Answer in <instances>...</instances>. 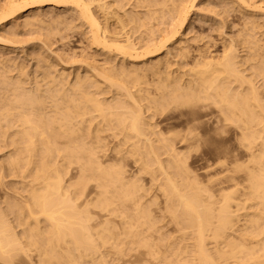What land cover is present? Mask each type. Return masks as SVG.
<instances>
[{
	"label": "bare ground",
	"instance_id": "6f19581e",
	"mask_svg": "<svg viewBox=\"0 0 264 264\" xmlns=\"http://www.w3.org/2000/svg\"><path fill=\"white\" fill-rule=\"evenodd\" d=\"M126 1L0 0V144L11 148L10 157L3 160L5 166L0 167V192L6 189L2 196L0 193V264H23L18 263L20 261L16 263V260H21L20 255L31 259V252L38 253L37 256L35 253L40 258L38 264H109L104 255L107 252H101V246L112 244L117 248L122 241L145 250L143 254L148 258L140 260V264H264V26L260 24L262 21L258 22L260 12L264 15V7L260 6L259 11L257 4L251 5L248 0H217L218 6L216 4L214 10H220L219 13L226 16L224 19L229 20L231 17L228 14L238 12L243 22L238 17L242 29L240 27L236 37L233 33L230 39L220 35L223 38L221 50L218 47V51H215V43H210L212 41L202 46L196 45L207 39L208 33L190 38L185 30L191 23L196 2L191 7L183 3L175 6L172 2L174 8L169 5L173 8L169 11L166 10L169 6L159 3L166 7V11L171 13L176 9L178 14V21L173 19L175 23L169 30L166 23L167 28L161 27L159 30L157 27L167 17L164 13L168 12H164L157 5L158 2L154 5L159 6L165 17H156L161 10L157 7L156 11L148 9L150 2L147 7L141 5L148 9L146 15L150 16L144 17L140 11L136 13V9L131 10L135 2L133 5L130 3L129 9L122 8L124 4H121ZM130 1L133 3L134 0ZM193 1L197 0L190 1L191 4ZM140 2L136 0L135 7L140 8ZM204 2L207 5L212 1ZM47 6L50 9H68L73 21L75 15L86 24L85 27L88 26L87 41L90 45L87 48L91 47L95 54H84L86 47L80 49L84 51L80 58V64L85 65L82 66L83 70L81 67L77 69L78 66L76 70L71 68L72 71L67 68L70 58L68 63L63 58L69 56L68 53L64 57L60 55L62 51L57 53L59 56L55 52L58 61L50 57L52 46L51 54L46 53L53 34L48 38L47 34L45 37L42 34L44 45L33 52L37 60L34 70L29 67L34 62L27 65L24 56V62L17 60L20 54L28 52L26 49L23 48L26 52L21 51L23 53H18L17 58L12 55H6V58L2 54L12 46L16 47L18 36H22L23 32L28 35L36 31L37 34L42 27L50 31L54 25H64L67 32L75 28V25L70 27L71 17H67L68 20L60 14L57 18L51 17L55 19L47 18L48 21L46 17L50 11H46L47 16L44 11ZM117 8L130 12L121 9L124 15L119 16ZM202 8L195 17L196 24L201 22V15L211 13ZM52 13L56 15V12ZM232 15L234 17V13ZM112 19L117 20L116 25L119 24L120 29L116 28L115 23V28L110 24ZM222 22V25L217 22L219 27L215 31L219 34L228 24L227 20ZM157 23L160 24L157 26ZM235 25L238 26L237 23ZM200 27L204 31L202 22ZM229 28L232 30L233 26ZM60 30L58 27L61 33ZM144 31L149 33V37L147 34L135 37L136 32ZM157 32L161 36H156ZM63 34L57 37L63 38ZM27 44L19 45L28 48ZM77 53L72 54L79 56ZM181 108L187 117V122L185 117L182 121L187 123L186 133L180 136L176 129H173L176 133L172 129L165 133L168 129L164 127L163 130L159 125L163 120L157 123L156 118L161 119L168 111ZM202 117L208 118L205 132L199 121ZM182 126L181 129H184ZM199 129L204 135L206 131L209 132L206 139L210 141V146L207 144L211 150L207 154L211 155V160L203 162L209 163L205 164L207 168L204 167L207 169V181L201 178L204 171L199 180L197 174L201 171L197 170L200 167L196 171L195 167H190L197 174L190 170L186 155L180 149L182 147L178 148L185 145L190 149L204 141L205 136L201 131L200 135ZM107 130L119 135L118 141L115 138L117 144L110 141L116 145L111 143L115 147L110 148L115 152V158L109 157L112 154L108 155L107 150L111 145L107 147V154L103 152L107 146L104 136L108 134L103 136V133ZM215 141L219 146L214 145ZM100 152L105 154L100 156ZM164 155L167 161L162 159ZM128 157L131 158L128 162L134 160L132 168L137 164L139 171L150 174L153 181L160 178V174L163 178L162 185L160 182L159 185L160 193L164 195H158L166 197V204L164 198L162 206L165 204V208L160 206L163 208L160 210L162 213L165 210V216L168 213L172 218L167 227L173 224L171 227H176L178 231L175 233L182 234L179 243L172 242L166 246L167 251H163L162 245L167 235L160 234L165 229L162 226L164 216L160 224L159 216L155 215L163 214L158 210L154 215L152 208L148 207L156 203L148 205L149 202H144L152 189L139 181L134 176L135 172L133 177L127 174L128 164L125 161ZM72 166L76 171L74 168L72 170ZM132 168L129 167L131 171ZM9 178L11 182L6 184ZM29 179L33 181L26 182ZM201 179L206 182L205 185L203 181L200 182ZM17 181L22 182L21 189ZM9 187L15 193L8 192ZM154 187L158 189V186ZM17 191H22L24 195ZM157 192L155 197L158 196ZM155 197L154 200L158 198ZM91 206L100 207L103 212L121 219L123 231H119L120 225L115 226L107 219L105 222L102 220L104 223L100 226L95 223L99 228L94 229L91 226L93 223L90 224L93 214L88 212ZM131 207L132 210L134 208L133 213L128 212ZM156 234H160L159 237H155ZM123 248L117 250L118 256H127L126 262L132 263L136 254L125 255L124 251L128 253V250ZM111 251L108 254H113ZM110 259L114 258L111 256ZM119 260H115L117 264L123 262ZM24 263L27 264L26 261Z\"/></svg>",
	"mask_w": 264,
	"mask_h": 264
},
{
	"label": "rangeland",
	"instance_id": "374dc122",
	"mask_svg": "<svg viewBox=\"0 0 264 264\" xmlns=\"http://www.w3.org/2000/svg\"><path fill=\"white\" fill-rule=\"evenodd\" d=\"M125 1H126V0H125ZM128 1H129V2H128ZM128 1H126L127 3H129L127 6H125V5L127 4V3L125 2L126 4H125V3H122L121 5L124 4V6H121V7H122V8L124 7V8H128V9H129V7L131 6V4L133 5L134 2H135V5H136V0H134L133 3H132V1H130V0H128ZM151 1H152V0H149V1L147 0V2H148V3H147L146 0H144V1L141 0L142 4H141V2H140L139 7L142 8V9H144V10H143L144 12L142 11V9L137 8L138 6L135 7V5H134V6H131V10H135V9H136L134 12L137 13V11H140L141 13H143L142 15H143L144 17H148L149 14H148V16L146 15V14L148 13V9L150 8V9H153V10L156 11V7H157V6H155L154 4H156L157 2H158L157 5H158L159 3L162 2L163 5H164V4L166 5V7L169 6V5H172V2L174 3L173 5H175V6H176L178 3H179V4H182V3H183L184 5L186 4V7H187V6H188V7H191V5H193V4L196 2V3L194 4V8H195V9H194V8L192 9V14H191V17H190V18H191V19H190V21H191V23H190L191 27H190V25H189L188 28H189V27H190V28H189V29L187 28V29H185V30H186V32L189 34V37H190V38H193L195 35H196V36H197V35L199 36V35H201V34L207 35L206 33H208V35L206 36L207 39H205V40H207V41L204 40V41H202V43L199 42V44L194 43V46H195V47H196V45H197V46H198V45H199V46H202L204 43L209 42V41H212V42H210L211 45H213V44L215 43V44L213 45V46H214V50H215V51H218V50L220 49V47L222 46V44H220V43H222L221 41L223 40V38H225V39H226V38H229V39H230V38L232 37V35H233V36L235 35L234 37H236L237 34L240 32V27H241V29H242V25H241V24H242V22H243V19L241 18L242 16L240 17V15L237 14L238 12H237V13H236V12H232V13H234V17H232V16H233L232 13H231V14H228L227 16H228L229 18L231 17V18L228 20V18H227V19H224L226 16H222V14L219 13L220 10H217V12H216V10H214V8H217V6H218V4H217V0H215V1L210 0V1H212V2H210V4H211V3L213 4V5L211 4L212 6H210L209 2H208L207 5H206L205 2H204V0L193 1L192 4H191V2H190V1H192V0H190V1L188 0L189 3H188L187 0H185V1H184V0H179V1H178V0H175L176 4H175L174 0H167V2H166V0H163V1H165V2H163L162 0H161V1H159V0H153L152 2H151ZM155 1H156V2H155ZM169 1H170V4H169ZM181 1H182V2H181ZM144 2H145L146 4H145ZM149 2H150V5L148 6ZM180 2H181V3H180ZM203 2H204V3H203ZM215 2H216V3H215ZM248 2H251V3H252L251 5H256V4H257L256 6H257L258 8H259L260 6H261V7H264V5H263L264 0H261V1H258V0H250V1H249V0H248ZM260 2L262 3V5H261ZM130 3H131V4H130ZM259 3H260V4H259ZM143 4H144L145 6H146V5L148 6V9L146 8L147 11H146V9H145L144 6L141 7V5H143ZM167 4H168V5H167ZM179 4H178V5H179ZM203 4H205V5H203ZM214 4H215V5H214ZM216 4H217V6H216ZM129 5H130V6H129ZM153 5H154V6H153ZM161 5H162V4H161ZM161 5L159 4L160 8L162 7L161 9H163L164 12H165L166 10L169 11V10H171V9L174 8V6L172 5L171 7H173V8H171V7L169 6V7H167V9H166L165 6H161ZM189 5H190V6H189ZM208 5H209V6H208ZM147 6H146V7H147ZM150 6H152V8H151ZM159 6H158L157 8H158L159 10H161V9L159 8ZM202 6L205 8L204 10H205L206 12L211 11V13H209V14H208V13H206V14L204 13L203 15L200 16V18H201V22H202V27H203V28L205 27V29H204L205 32H204L203 30H202L203 32L201 31V29H202V28L200 27V26H201V22H199L198 24L195 23V17H196V15L198 16L200 10L203 9ZM213 6H214V7H213ZM256 6H255V7H256ZM71 7H72V6H71ZM133 7H134V8H133ZM143 7H144V8H143ZM153 7H154V8H153ZM206 7H208V8H206ZM211 7H212V8H211ZM261 7H260V8H261ZM122 8H117L116 12H117L118 10L120 11ZM132 8H133V9H132ZM164 8H165L166 10H165ZM170 8H171V9H170ZM209 8H210V9H209ZM260 8H259V11H260ZM45 9H47V10H45ZM51 9H54V7H51ZM51 9H50L49 6L44 7V11H45L46 16H47V14H48L47 12H49V11H50V13H49L50 15L53 14L52 12H56V13H55L56 15H51V16H50V15L48 14L47 17H46V16H43L44 18L46 17V19L49 18L50 20H51V19H55V18H57V15L59 16V14H60V16H61V15H62L63 17L65 16L64 18H66V19H68V20H69V18L71 17L70 19H72V20H69L70 23H69V21H67V20H65V21H66V23L68 22L69 24H72V25H70V27H71V26L73 27V26L75 25V28H74V27H73V28H74L76 31H75L73 28H70V29H69V32H67V30L64 29V28H65L64 25H59V26H57V27L54 25L55 28H57V29H55V28L53 29L54 26L51 27L52 29H50V31H49V29L47 30V27H42V28H41V31H43V30L45 29L46 32H45V31L41 32V31H39V30H40V29H39L37 32L41 33L40 35H39V33L36 34V31L30 32V33H29L30 35H29V34L27 35V32H23L22 34H23V35L26 34V35H25V36H23V35L21 36V35H20L21 39H20V37L18 36V39H17V40H18L17 45H19V44H24V43L27 44L29 41H31L30 43L27 44L28 48H27L26 46L19 45V46H21V48H20L19 46L16 45V47H13V46H12V47L9 48L6 52H5V51L2 52V54H4L5 56H6V55H8V56H9V55H12L13 58H14V57L17 58L18 55H19L20 53L26 52V51H24V49H26V50L28 51V52H26L27 54H26V53H23V55L20 54V55H19L20 57H18L17 60H19V59L22 60V61L19 60V62L22 63V62H24L25 59H26V61H27V62L25 61L26 64L29 63V62H30V63H31V62L33 63V62H34L33 65L30 64V63H29L30 65L27 64V65H29L30 69L34 70V69H35L34 67H36L35 65H37V63H35V62H37V60H36V56H34V55H36V53H33V52H34V51H35V52L39 51V47H41V45H42V46L44 45L45 38H41L42 34L44 35V36H42V37H45V34H47V35H46V36H47L46 38H48V36H49L50 34H51V35L53 34V35H52V38H51V36H50V42H48L49 50H48L46 53L49 54V55L51 54L50 52H51V49H52V48L50 49V46H52V47H53L52 50L54 51V52L52 51V54H54L55 52H56V54H57V53L60 54L61 51H62V53H61L60 55H63V56L65 57V55H67L66 53H68L69 56H66L67 58L65 57V58H63V59H64V61L67 60V61H65V62L68 63V58H70V59H69V64H68L69 67L67 66V68H68L69 70H70L71 68H72V69L75 68L74 70H76V67H77V66H78L77 69L80 68V67L82 68V66H85V65H83V63L80 64V63H81V62H80V60H81V59H80V58H81V54L84 52L83 50L87 51V52H84V54H85V53H86V54H89V55H90V53H91V55H92V54H95V51H94L91 47H88V48H87V45H90V43L88 44V41H87V40H88V39H87V38H88L87 36H89V35H87V34H88L87 31L89 30L88 26L85 27L86 24H84L83 22H81L82 20L79 19L78 17H76L75 15H74V21H73V15H72L71 11L69 10L70 13H71V15H72V16H70L68 9H64V8H59V9H58V8H55V9H54L55 11H54V10H51ZM62 9H63V10H62ZM128 9H124V10L122 9V10H123V11H128ZM138 9H139V10H138ZM158 9H157V11H158ZM211 9H213L214 11L211 10ZM61 10H62V11H61ZM46 11H47V12H46ZM51 11H52V12H51ZM59 11H60V12H59ZM63 11H64V12H63ZM66 11H67V13H66ZM119 11L117 12L118 15H119V16H123V15H124V14H123L124 12H122V11L119 12ZM168 11H166V12H168ZM57 12H59V13H57ZM61 12H63V13H61ZM128 12H130V10H129ZM140 12H138V13L141 14ZM146 12H147V13H146ZM159 12H160V13H159ZM161 12H162V10H161V11H158V12H157V15H158V13H159V15L156 16V17H162V16H160V15H163V12H162V13H161ZM173 12H175V13L173 14ZM173 12H171V13L168 12L167 14L164 13V15H167V17H166L167 19L165 18V20H163V23H162V21L160 22V23L164 24V26H163L162 24H160V23H157V24H156L157 26L160 24V25H159L160 27H159V26L157 27L158 29L161 28V27H162L161 29H164L165 27L167 28V26H165V23H166V25L168 24V26H169V28H168L167 30H169V29H170V26H172L175 22L178 21V19H177V15H178V14L176 13V9H174ZM120 13H121V14H120ZM169 13H170V14H169ZM214 13H215V14L217 13L216 16H214V15H215ZM235 13L237 14V18L235 17V16H236ZM258 13H259V12H258ZM262 13H263V12H262ZM66 14H67V15H66ZM168 14H169V15H168ZM171 14H172V17H173V18L170 16ZM176 14H177V15H176ZM213 14H214V15H213ZM164 15H163V16H164ZM173 15H174V16H173ZM217 15L219 16V18H217V17H218ZM223 15H225V14H223ZM259 15H261V16H259V18H260V17H261V18H264V15H262L261 12H260ZM55 16H56V17H55ZM169 16H170V17H169ZM175 16H176V17H175ZM192 16H193V17H192ZM203 16H204V17H203ZM220 16H221V18H220ZM51 17H55V18H51ZM67 17H69V18H67ZM149 17H150V16H149ZM164 17H165V16H164ZM178 17H179V16H178ZM210 17H211V18H210ZM223 17H224V18H223ZM238 17L242 20V22H241V20H240ZM64 18H63V19H64ZM169 18H170V19H169ZM171 18H172V19H171ZM175 18H176V19H175ZM193 18H194V19H193ZM202 18H203V19H202ZM215 18H216V20H215L214 22H212ZM261 18L259 19L258 22L262 21V22H260V24H262V26H264V22H263L264 19L262 20ZM49 19H47V20L50 21ZM168 19H169V22H168ZM173 19L176 20V21L174 22ZM209 19H210L211 21H210ZM221 19H222V21H226V20H227L226 23H228V24H226V25L224 26V28H222V31H221V33L219 34V33L216 32L215 30L218 29V27H219V23H220V25H222L221 23H223V22L221 21ZM236 19H239L240 21H239V20L237 21ZM75 20H76V21H75ZM113 20H114L115 22H113ZM166 20H167V21H166ZM170 20H171V23H170ZM230 20L232 21V23H233V22L237 23V25L239 26V28H238V26L236 27L235 23H233V24L235 25V27H234V25L231 23ZM77 21H80V22L78 23ZM164 21H165V22H164ZM172 21H173V22H172ZM167 22H168V23H167ZM206 22H207V23H206ZM209 22H212V23L210 24ZM217 22H219V23L217 24ZM229 22H230L231 24H230ZM239 22H240V23H239ZM112 23H113V24H112ZM114 23H115V26H116V28H117L119 24L116 25V23H117V20H116V19H112V22H110V24H111L113 27H114ZM169 23H170V25H169ZM172 23H173V24H172ZM203 23H204V25H203ZM80 24H81V25H80ZM77 25H78V26H77ZM82 25H83V26H82ZM227 25H228V26H227ZM229 25L231 26V28H232V26H233V29H232L233 31L229 28V27H230ZM240 25H241V26H240ZM61 26H62V27H61ZM63 26H64V27H63ZM209 26H210V27H211V26H213V27L215 26V27H214V28L211 27L212 29H210ZM216 26H217V28H216ZM226 26H227L228 28H227ZM58 27H59V30L61 29V30H60L61 33L58 31ZM78 27H79L80 29H79ZM84 27H85V28H84ZM163 27H164V28H163ZM199 27H200L201 29H200ZM76 28H77V29H76ZM82 28H83V30H82ZM114 28H115V27H114ZM120 28H121V27L119 26L117 29H120ZM166 28H165V29H166ZM171 28H172V27H171ZM207 28H208L209 31L207 30ZM71 29H72V30H71ZM86 29H88V30H86ZM158 29H157V30H158ZM190 29H191V30H190ZM192 29H193L194 31H193ZM198 29H199V30H198ZM238 29H239V30H238ZM56 30H57L59 33H57ZM73 30H74V31H73ZM79 30H80V31H79ZM81 30H82L84 33L81 32ZM155 30H156V29H155ZM157 30H156V31H157ZM159 30H160V29H159ZM159 30H158V31H159ZM189 30H190V31H189ZM224 30H226L227 32L224 31ZM228 30H229V32H228ZM47 31L49 32V34H48ZM53 31H55L56 33H54ZM62 31H64V32H62ZM141 31H143V30H141ZM141 31L138 30V32H141ZM156 31H155V32H156ZM206 31H207V32H206ZM211 31H212V32H211ZM231 31H232V32H231ZM51 32H52V33H51ZM65 32H66V34H65ZM88 32H89V31H88ZM138 32H136L137 34H135V37H137V36L140 37L141 35H145V36H146V34H147V37H149V36H148L149 33H147V32L145 33V31H144V33L142 32L143 34H142V33H138ZM189 32H190V33H191V32H192V33L194 32L195 34H194V33H193V34L191 33V35H192V37H191ZM209 32H211L212 34H210ZM214 32H215V33H214ZM234 32H235V33H234ZM24 33H25V34H24ZM63 33H64V34H63ZM68 33H69V34H68ZM85 33H86V34H85ZM196 33H197V34H196ZM198 33H199V34H198ZM213 33H214V35H213ZM223 33H224V34L227 33V34H230V35H231L232 33H233V34L230 36V35H227V34L223 35ZM33 34H36V35H33ZM55 34H57V35L54 36ZM62 34H63V38L60 37V39H61V40H60L58 37H59V36H62ZM67 34H68V36H66ZM138 34H139V35H138ZM140 34H141V35H140ZM221 34H222V37H223V38L220 36ZM32 35H33L34 37H32ZM37 35H39L40 37H38ZM64 35H65V36H64ZM136 35H137V36H136ZM159 35H160V33L157 32V35H156V36H159ZM210 35H211V36H210ZM226 35H227L228 37H226ZM28 36H30V37H28ZM57 36H58V37H57ZM84 36H85V37H84ZM145 36H143V37H144V39L146 40V37H145ZM160 36H161V35H160ZM196 36H195V37H196ZM209 36H210L211 38H210ZM229 36H230V37H229ZM24 37H25V38H24ZM26 37H27V38H26ZM35 37H36V38H35ZM67 37H68V38H67ZM138 37H137V38H138ZM22 38H24V39H22ZM37 38H38V39H37ZM54 38H55L56 40H55ZM85 38H86V40H85ZM212 38H213V39H212ZM25 39H26V41H27V39H30V40H28L27 42H26V41H23V40H25ZM36 39H37V40H36ZM40 39H41V40H40ZM42 39H43V41H42ZM57 39H59V40H57ZM63 39H64V40H63ZM65 39H66V40H65ZM147 39H148V38H147ZM214 39H215V40H214ZM221 39H222V40H221ZM229 39H228V40H229ZM35 40H36L37 42H36ZM38 40H39V41H38ZM145 40H144V41H145ZM148 40H150V39H148ZM216 40H217V41H216ZM21 41H23V43H22ZM32 41H34V42H32ZM46 41H48V40L46 39ZM86 41H87V42H86ZM213 41H215V42H213ZM19 42H20V43H19ZM38 42H39V43H38ZM217 42H218V43H217ZM18 43H19V44H18ZM32 43H33L34 45H33ZM35 43H36V44H35ZM41 43H43V44H41ZM86 43H87V44H86ZM216 43H217V44H216ZM30 44L33 45V46L31 47ZM37 44H39L40 46L37 45ZM195 44H196V45H195ZM35 45H36V46H35ZM53 45H55V47H54ZM29 46H30V47H29ZM194 46H193V47H194ZM215 46H216V47H215ZM17 47H19V48H17ZM33 47H34V49H33ZM84 47H86L87 50H86V48H84ZM218 47H219V48H218ZM16 48H17V49H16ZM23 48H24V49H23ZM83 48H84V49H83ZM89 48H91L92 50L89 49ZM217 48H218V50H217ZM18 49H19L20 51H19ZM31 49H32L33 51H32ZM37 49H38V50H37ZM77 49H78L79 51H78ZM80 49H83V50L81 51ZM11 50H12V51H11ZM16 50H17V51H16ZM63 50H64V51H63ZM67 50H68V51H67ZM75 50H76L78 53H77ZM220 50H221V49H220ZM220 50H219V51H220ZM8 51H9L10 53H9ZM18 51H19V52H18ZM21 51H23V52H21ZM49 51H50V52H49ZM57 51H58V52H57ZM66 51H67V52H66ZM91 51H92V52H91ZM11 52H12V53H11ZM29 52H30L31 54H30ZM69 52H70V53H69ZM79 52H80V53H79ZM89 52H90V53H89ZM93 52H94V53H93ZM5 53H6V54H5ZM13 53H15V55H14ZM18 53H19V54H18ZM28 53H29L30 55H29ZM32 53H33V55H32ZM63 53H64V54H63ZM72 53H77V54H79V56L76 55V54H72ZM52 54L50 55V57H51L53 60H55V61L57 60V61H58V59H56V58H57V56H59V54H57V56H55L56 54H54V55H52ZM71 54H72V55H71ZM16 55H17V56H16ZM21 55H22V56H21ZM27 55H28V58H27ZM82 55H83V54H82ZM23 56H24L25 59L23 58ZM25 56H26V57H25ZM31 56H32V58L30 59ZM53 56H55V57H53ZM71 56H72V57L74 56L73 61H74V59H76L75 62H74L73 64H72L73 61H72V57H71ZM21 57H22L23 59H22ZM6 58H7V56H6ZM33 58H34V59H33ZM32 59H33V60H32ZM99 59H100V58H99ZM101 59H104V58L102 57ZM29 60H30V61H29ZM31 60H32V61H31ZM35 60H36V61H35ZM70 60H71V61H70ZM70 62H71V63H70ZM77 62H78V65H76ZM79 64H80V65H79ZM71 65H72V66H71ZM31 66H32V67H31ZM33 66H34V67H33ZM72 69H71V71H72ZM74 70H73V71H74ZM82 70H83V68H82ZM173 111H175V112H173ZM178 111H179V113H178ZM171 112H172V113H171ZM170 113H171V114H170ZM180 113H181L182 115H181ZM183 114H185V110L182 109V108H181L180 110H179V109H176V110L172 109V111H168V113H166V116H164L163 118H161V119H160L159 117L156 118V120L158 121V122H157V121H156V122H157V123H159V122L162 123L161 120H163V123H164V121L166 120L165 124H163V123H162V124H159V125H160V128H162L163 130H164V127H165V130L168 129L167 131H164L165 133H167V132L170 131L171 129H172V130H173V129H176V132H178V133L180 134V136H183L184 133H186V129H187V123L184 124L185 122H187V117L184 116ZM168 116H169V117H168ZM165 117H166V118H165ZM177 117H178V118H177ZM180 117H181V119H180ZM184 117H185V122H182V121L184 120ZM176 118H177V119H176ZM203 118H205V119H203ZM158 119H160V120H158ZM174 119H175L176 121H175ZM202 119H203V120H202ZM206 119L208 120V118H206V117H202L201 119H199V121L201 120L200 122L202 123L201 126L203 125L202 128H203L205 125L207 126V124H206V123H207V120H206ZM170 120H171V121H170ZM205 120H206V121H205ZM168 121H169V122H168ZM202 121H203V122H202ZM204 123H205V124H204ZM168 124H169V126L166 127ZM171 124H172L173 126H170ZM181 124H182V125L184 124V125L182 126ZM162 125H163V126H162ZM179 126H180V127H179ZM181 126H182V128H184V129H181ZM174 127H175V128H174ZM178 127H179L180 129H179ZM177 128H178V129H177ZM205 130H207L206 127L203 128V132H205ZM108 131H109V132H108ZM179 131H180V132H179ZM200 131H201V130L199 129L198 132L200 133ZM113 132H114V131H113ZM173 132H175V130H173ZM176 132H175V133H176ZM201 132H202V131H201ZM203 132H202V133H203ZM106 133H108V134H106ZM206 133L209 134V132H207V131H206ZM206 133H205V135H204V133H203V136H205V139L207 138L206 136H208V135H206ZM105 134H106V135H105ZM110 134H111V135H114V136H112V137L114 138V140H113V138H111V140H108V139H110V137H111ZM104 135H105V136H104ZM107 135H109V136H108L109 138L106 137ZM115 135H116V134H115V133L112 134V131L110 132V130H107L105 133H103V136H104L105 139H106L105 142L107 143V146L105 147V151H103V152H106V150L109 148V149L107 150V151H108V155H111V154H112V155L109 156V157H112V156H113V158L116 157V156H115L116 154H115V152H112L110 148L115 147V146H116V145H115L116 140L119 139V137H118L119 135H118V136H117V135L115 136ZM200 135L202 136L201 133H200ZM103 136H102V137H103ZM115 138H116V140H115ZM201 138H202V137H201ZM232 138H233V137H232ZM203 139H204V137H203ZM205 139H204V141H205L206 143L202 140V142L199 143V144L197 145L198 147L195 145L196 147L194 146L193 148H190V149H192V151H190V149L186 148L185 145H184V147H183V145H182V146H178V148L182 147V148H180V149H181V151H184V153H183L184 156L186 155V156H185V157H186V163H187V165L189 166V168H190L191 166H192L193 168L195 167L196 169L194 168V170L196 171L197 168L200 167V170L198 169L197 172H198V171H201V172H199V173L197 174L193 169L190 168V170H191V171H194L195 174H197L199 180H200V177L203 175L201 178H202L203 180H206V181H207V178H208L207 175H208V174L206 173V170H207V169H206V168H207L206 165H207V164L209 165V163H203V162H205V161H206V162H208V161L210 162V160H211V158H210L211 155H210V154H207V153L211 150V148L209 147V146H210V144H209L210 141H208L209 139H206V140H205ZM107 140H108L109 142H108ZM232 140H234V138H233ZM110 141H113V142H115V143H112V142H110ZM117 141H118V140H117ZM177 141L179 142V140H177ZM207 141H208V142H207ZM213 141H214V140H213ZM215 142H216V141H215ZM215 142H214V145H216V147L219 146V145H218L219 143H218V142L215 143ZM234 142H235V140L232 141L233 144H234ZM106 143H105V144H106ZM109 143H110V144H109ZM111 143L114 144L115 146H114V145H111ZM117 143H118V142H117ZM117 143H116V144H117ZM204 143H205V144H204ZM207 143L209 144V146H208ZM201 144H202V145H201ZM109 145H111V147H110ZM200 145H201V146H200ZM204 145H207L208 147H206V146H204ZM2 146H3V147H2ZM2 146H1V144H0V147H1V149H2V150H0V154L2 153V154H1L2 156L0 155V158H1V159H0V167H1V168H2V166H5V164H6V162L3 161V160H4V157H5V158H6V157H10V152H11V148H7V147L4 146L3 144H2ZM108 146H109V147H108ZM230 146H231V145H230ZM4 147H6V148H4ZM107 147H108V148H107ZM184 148H185V150H182V149H184ZM195 148H196V150H195ZM208 148H209V149H208ZM7 149H8L7 152L4 151V150H7ZM186 149H187L188 151H187ZM208 150H209V151H208ZM1 151H3L4 153L1 152ZM109 151H110L111 153H110ZM185 151H186V154H185ZM8 152H9V153H8ZM187 152H188V153H187ZM193 152H194V153H193ZM100 153H102V152H100ZM209 153H210V152H209ZM7 154H8V155H7ZM103 154H105V153H102V154H99V155L102 156ZM106 154H107V152H106ZM113 154H114V155H113ZM192 154H193V155H192ZM4 155H5V156H4ZM189 155H190V156H189ZM187 156H188V158H187ZM206 156H207V157H206ZM209 156H210V157H209ZM109 157H108V159H110ZM189 157H190V159H189ZM208 157H209V158H208ZM2 158H3V159H2ZM128 158H129V159H128ZM128 158H126V161H125L126 165H127V164L130 165V166L127 165V168H126V169H127V172H129V173H127V174H128L130 177H133V173L135 172L136 175L134 174V176L138 177L137 179H139V181H141L145 186H148V185H149V186H150V189H152V192H151V190H150L151 194H150V192H149V194H148V198H146L144 202H146V201L149 202V203H147L148 205H149L150 203H153L152 205H154V204L156 203L154 206H151V204H150L148 207H150V209L152 208L151 210L153 211V214H154V215L157 214V212H159V211H160L159 213L163 214V215H160V214L155 215L156 217L159 216L158 218H160V224L162 223V222H161L162 216L165 217V218L163 217V219H162V221L164 220V222H165V223L163 222L164 225L162 224V226H165V227H164L165 229H163L164 231L161 230V231H160V234L163 233L162 235H164V236L167 235V236H166V239H167L166 242H165V240L162 242V243H164V244H162V245H163V251H167V249H166L167 247H166V246H168L170 243L172 244V242L175 243V244L179 243V240H180L179 237H180V236L182 237V234H180V233H177V234H176V233H175V232H178V231L175 229L176 227H173V226L171 227V225H173V224H170V225L168 224V227H167V223L170 222L169 220L172 219V218L170 217V215H169L168 213H167V215L165 216V213H166V212H164L165 210H163V213L161 212L162 210H160L161 207L165 208V204H166V202H165L166 197L163 196V198H161L162 195H164V193H163V192L160 193V192L162 191L160 185H162V180H163V178H162V176H161V174H160V175H159L160 178H158L156 181H155V180L153 181V179H151L152 176H151L150 174H148V173H147V174H146V173L143 174V172H142L141 170L139 171L140 168H138V166H136L137 164H136V165L134 164L135 166H133V168H132V165H133V163H134V162H133L134 160L132 159V160H133L132 162H128V161H131V158H130V157H128ZM203 158H204V159H203ZM206 158H207V159H206ZM6 159H8V158H6ZM111 159H112V158H111ZM162 159H163L164 161H167V160H166V159H167V158H166V155H164V157L162 156ZM187 159H189V160H187ZM201 159H202L203 161H201ZM208 159H210V160H208ZM104 160H106V159H104ZM104 160H103V161H104ZM207 160H208V161H207ZM187 161H189V162H187ZM3 162H4V163H3ZM189 163H190L191 165H190ZM205 164H206V165H205ZM1 165H2V166H1ZM74 166H75V167H78L77 165H74ZM202 166H203V167H202ZM75 167L72 166V170L75 169V171H76V168H75ZM129 167L132 168V171H131V169H129ZM201 167H202V169H201ZM204 167H206V168H204ZM73 168H74V169H73ZM135 168H136L137 170H136ZM128 169H129L130 171H128ZM203 169H204V170H203ZM0 170H1V169H0ZM75 171H74L73 173H76ZM136 171H137V173H136ZM169 171H171V170L169 169ZM203 171H204V174H206L207 177L204 176V174H202ZM130 172H131L132 175H130ZM138 172L141 173V174H143V175L139 174ZM171 172H174V170L172 169ZM194 172H193V173H194ZM137 174H138V175H137ZM158 174H159V173H158ZM201 174H202V175H201ZM73 175H74V174H73ZM140 176H141V177H140ZM203 177H204L205 179H204ZM161 179H162V180H161ZM202 179H201L200 182L203 181ZM6 180H7V179H6ZM11 180H12V179L9 178V180L6 181V182H7L6 184L10 183ZM17 180H20V179H17ZM151 180H152V183H151ZM9 181H10V182H9ZM21 181H23V180H21ZM21 181H17V182H20V183H18V184H19L18 187H19L20 189L22 188V186H21V185H22V182H21ZM32 181H33L32 179H31V180L29 179V180H27L26 182H32ZM157 181H158V182H157ZM141 182H140V183H141ZM154 182H157L158 184H155ZM159 182H160V185H159ZM203 182H204V181H203ZM142 183H141V184H142ZM153 183H154V185H153ZM150 184H151V185H150ZM205 184H206V182L203 183V185H205ZM155 185L158 186V189H157V187H154ZM8 186H10V185H8ZM149 186H148V187H149ZM151 187H152V188H151ZM159 187H160V188H159ZM153 188H154V190H153ZM5 190H6V189H5ZM5 190H3V191L1 190V192H0V193H1V196L3 195V193H4ZM9 190H10V191H9ZM12 191H13V192H12ZM154 191H156V192L158 191V192H157V195H158V193H160L159 195H160L161 197H160L159 195H158V196H159L161 199H160L158 196H157V197H158L159 199H158L157 197H155V195H156L155 193H156V192H154ZM8 192H12L11 194L15 193V191L12 190V189H10V187L8 188ZM19 192H21V193H19ZM17 193H19V194H21V195H24V193L22 194V191H17ZM152 194H153V196L151 197ZM154 194H155V195H154ZM161 194H162V195H161ZM1 196H0V197H1ZM153 197H155V198H157V199L154 200ZM164 198H165V199H164ZM149 199H152V201H154V202H151V200H149ZM163 199H164V201H163ZM158 201L161 202V204H160ZM162 201L165 202L164 206H162V203H163ZM158 203H159V204H158ZM147 204H146V205H147ZM157 205H158L159 207H158ZM160 206H161V207H160ZM163 208H161V209H163ZM95 209H97V210H95ZM99 209H101V208H100V207L97 208V207H93V206H91V207L88 208V210H89V211H88L89 214H91V213L93 214L92 216H93V220H94V221L92 220L93 222H92V221L90 222V224L93 223V224H91V226L93 225V226H92L93 228H94V227H95L96 229L99 228V226H100L102 223H104V222L106 221V219H107L108 221H112L113 223H115V224H116L115 226L120 225V223H121V222H120L121 219H119L118 217H115V216H113V215H111V214H108V212H106V213H105V211L103 212L102 209H101V210H99ZM93 210L96 211V214H94L95 212H94ZM98 210H99L102 214H101ZM158 210H159V211H158ZM90 211H91V212H90ZM126 211H127V210H126ZM130 211H131V213H133V212H134V208H133V210H132V207H131L130 210H128V212H130ZM154 211H155V212L157 211V212L155 213ZM97 212L99 213V215H98ZM100 214H101L102 216H100ZM105 214H106V215H105ZM103 215H104V216H103ZM109 215H110L111 217H110ZM168 215H169V216H168ZM107 216H108V218H107ZM94 217H96V218L94 219ZM112 217H113V218H112ZM169 217H170V218H169ZM99 218H101V219H99ZM102 218H104V219H102ZM167 218H168V219H167ZM97 219H98L99 221H98ZM116 219H117V220H116ZM118 219H119V220H118ZM165 219H166V220H165ZM102 220H103L104 222H103ZM95 221H96V222H95ZM117 221H119V223H117ZM95 223H96L97 225H99V224H100V225H99V226H96ZM94 224H95V225H94ZM117 224H118V225H117ZM44 225H45V224H44V222H43L42 226H44ZM121 226H122V225H120V227H121ZM158 226L161 227V225H159V224H158ZM174 226H175V225H174ZM118 227H119V226H118ZM120 227H119V229H120L119 231H121V229H122V231H123V227H121V228H120ZM95 228H94V229H95ZM166 228H168V229H166ZM173 228L175 229V231L173 230ZM168 230H169V231H168ZM172 230L174 231V233L172 232ZM119 231H117V232H119ZM170 231H171V232H170ZM161 232H162V233H161ZM166 233H169V234H166ZM160 234H156L155 237H159ZM170 234L174 236V237H173V236L171 237V238L173 239V241H172V239L169 240V238H170V236H171ZM174 234H175V235H174ZM157 235H158V236H157ZM168 236H169V237H168ZM167 237H168V238H167ZM175 237H176V238H175ZM177 237H178V239H177ZM181 237H180V238H181ZM175 239H176L177 242H176V241L174 242ZM167 241H168V242H167ZM123 242H124V243H123ZM167 243H168V244H167ZM121 244H122V246H121ZM124 244H125V245H124ZM180 244H181V243H180ZM126 245H127L128 247H127ZM129 245H130V246L132 245V246L130 247ZM134 245H135V246H134ZM134 245H133V244H129V242H127V241H126V243H125V241H122V242L120 243V246L118 245L117 248H116V247L114 248L115 245L112 246V244H111V245H107V246H104V247H103V245H102V246H101L102 248H100V249H101V252H103V253L107 252V253H105L104 255H106V257L108 258V260H109V262H110L109 264H111V263H112V264H113V263L117 264V263H116L117 261H115V260H119V259L122 260L123 262H125V264H126V263L128 264V262H126V261H127V258H126L127 256H126V257L118 256V255H120V254H118L119 252L117 251L119 248H121V247L123 248V247L125 246L123 249H124V250L127 249V250H128V253H127V251H124V254L126 253L125 255H128V256H129V254H131V255H135V254H136V255L134 256V259H135V260H134L132 263H133V264H140V262H142L144 259H147L148 257L145 256V254H143V253H145V250H144V249H142V248L139 249V248H138V245H136V244H134ZM162 245H161V246H162ZM110 246H111V247H110ZM133 246H134V247H133ZM136 246H137V247H136ZM107 248H108V249H107ZM125 248H126V249H125ZM129 248H130V249H129ZM133 248H134V249H133ZM102 249H104V250H102ZM131 249H132V250H131ZM165 249H166V250H165ZM108 250H109V252H108ZM110 250H112L111 253H113V254H111V255L108 254V253H110ZM113 250H116V251H113ZM137 250H138V251H137ZM141 250H142V251H141ZM104 251H105V252H104ZM135 251H136V252H135ZM139 251H140V252H139ZM115 252H117V253H116L117 256L115 255ZM129 252H130V253H129ZM134 252H135V253H134ZM138 252H139V253H138ZM35 253H36V256L38 255L37 252H31V253H30V255H32V256H31V259L28 258V260H27V257H26V256L24 257V255H20L19 258L21 257V260H16V263H17V261H20V262H18V263H23V264H25L24 262L26 261L27 264H29V263H30V264H35V262H36V264H38V262L40 261V258H39V256L36 257V256H35ZM141 253L143 254V256H142ZM139 254H141V255H139ZM113 255H114V257H113ZM22 256H23L24 258H23ZM34 256H35V257H34ZM109 256H110V257H109ZM111 256H112V258H114L115 260H114V259L111 260V259H110ZM140 256H141L142 258H141ZM116 257H118L119 259H117ZM139 257H140L141 259H139ZM121 258H122V259H121ZM22 259H24V260H22ZM38 259H39V260H38ZM125 259H126V260H125ZM128 259H129V257H128ZM132 259H133V258H132ZM136 259H137V261H136ZM31 260H32V262H31ZM120 260H119V261H120ZM124 260H125V261H124ZM140 260H142V261H140ZM21 261H22V262H21ZM23 261H24V262H23ZM33 261H34V262H33ZM111 261H112V262H111ZM119 261H118V263H119ZM139 261H140V262H139ZM123 262L120 261L119 264H121V263L124 264ZM137 262H139V263H137ZM39 263H40V262H39ZM130 263H131V262H129V264H130ZM132 263H131V264H132Z\"/></svg>",
	"mask_w": 264,
	"mask_h": 264
}]
</instances>
